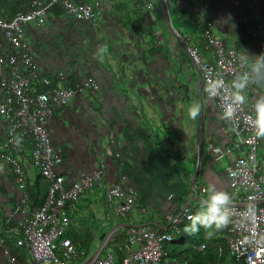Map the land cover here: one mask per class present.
<instances>
[{
  "label": "crops",
  "instance_id": "obj_1",
  "mask_svg": "<svg viewBox=\"0 0 264 264\" xmlns=\"http://www.w3.org/2000/svg\"><path fill=\"white\" fill-rule=\"evenodd\" d=\"M100 1L93 21L50 11L42 25L26 26L39 75L32 81L34 91L43 88V76L55 80L58 72L68 76L60 81L62 85L84 76L99 83L96 91L76 93L50 120L51 141L62 157L58 170L65 183H71L79 171L101 166L104 184L121 183L139 195L129 214L115 216L104 201L102 185L87 189L64 207L71 219L73 213L78 215L79 226L72 222L69 227L84 229L88 208L106 224L118 226L122 234L137 224L165 228L167 213L200 209L213 186L229 193L225 168L236 155L230 125L216 102L202 93L201 73L175 32L199 34L209 19L211 30L227 46L242 55L264 53V0H241L237 6L229 0H209L206 9L200 0H168L167 7L162 0L161 4L144 0L143 5L139 0ZM171 2L176 5L175 20L169 14ZM175 21L181 23L177 26ZM5 45L0 32V52ZM202 53L212 60L209 50ZM245 92V105L255 115L253 105L264 95V83L253 82ZM196 103L200 113L192 119L189 109ZM6 126L0 117V146ZM212 145L229 153L216 160ZM27 147L24 140L19 155L26 168L25 181L32 185L38 173ZM256 158L264 173V138L258 137ZM20 196L10 167L0 160V236L12 242L16 224L7 214ZM182 258L169 253L164 264H180ZM188 264L205 262L190 256Z\"/></svg>",
  "mask_w": 264,
  "mask_h": 264
},
{
  "label": "built area",
  "instance_id": "obj_2",
  "mask_svg": "<svg viewBox=\"0 0 264 264\" xmlns=\"http://www.w3.org/2000/svg\"><path fill=\"white\" fill-rule=\"evenodd\" d=\"M162 1L167 7L168 0ZM229 1L237 6L241 0ZM56 2H61L66 14L87 21L95 19L99 9L97 1L50 0L43 4L41 0H32L26 11H18L10 18L0 16V32L6 41L0 52V117L7 124L0 146V160L10 167L21 191L19 202L7 214L16 224L13 245L19 251L13 253L6 238L0 236V264H68L77 255L82 259L76 264H164L168 255L166 247L182 233V222L189 220L191 211L188 207L180 214L167 213L165 228L149 224L130 226L127 238L118 246L120 254L116 257L109 250L102 254L115 232L104 235L100 251L93 258L90 257L96 249H78L70 237L63 236L71 224V217L64 207L68 200L76 199L85 190L102 185L104 201L116 215L129 214L135 208L139 195L121 183L104 184L101 166L91 171H79L69 184L65 183L58 170L62 157L54 150L49 131L53 113L67 105L76 93L98 90L99 83L92 76H84L73 84L62 85L60 81L68 76L66 72H58L55 80L42 77L41 90L32 89V81L39 75L26 36V26L29 23L42 25L47 19L49 6ZM208 3L209 0H200L203 9L208 7ZM146 6H151V3ZM175 34L201 73L202 93L213 99L222 113L231 102L230 90H223L222 96H210V78L219 74L230 83L237 73L249 70L251 61L245 62L241 52L216 36L209 19H205L199 34L179 31ZM202 50L212 53L211 61L203 58ZM250 116L254 114L244 104L237 109L235 120L238 126L234 127L228 121L236 155L225 168L230 194V223L227 225L230 261L224 264H264V173L260 172L256 158L258 137ZM24 140L29 141L27 149L32 166L47 181L46 196L35 207L30 204L26 168L22 155H19ZM211 152L217 160L226 156L229 149L212 145ZM193 249L203 251L205 243ZM188 262L189 259L183 257L180 264Z\"/></svg>",
  "mask_w": 264,
  "mask_h": 264
},
{
  "label": "clouds",
  "instance_id": "obj_3",
  "mask_svg": "<svg viewBox=\"0 0 264 264\" xmlns=\"http://www.w3.org/2000/svg\"><path fill=\"white\" fill-rule=\"evenodd\" d=\"M243 59L245 62L251 61L250 68L247 71L237 73L231 80L227 82L223 75H217L215 78H210L208 84V92L212 97L223 95V90H230L231 102L228 103L222 112V118L233 124H236L237 109L243 106L248 97L245 90L248 86L255 83H264V53L249 56L244 53ZM254 116H250L255 128V135L264 138V95L257 97L253 105ZM200 113V105L193 104L189 109V115L192 119H196ZM208 195L203 202L201 209L190 215L191 224L188 225L190 232L195 233L200 230V226L205 228L216 229L223 228L230 223V213L228 204L230 194L227 191L216 189L214 186L207 190ZM212 233L209 232V235Z\"/></svg>",
  "mask_w": 264,
  "mask_h": 264
},
{
  "label": "trees",
  "instance_id": "obj_4",
  "mask_svg": "<svg viewBox=\"0 0 264 264\" xmlns=\"http://www.w3.org/2000/svg\"><path fill=\"white\" fill-rule=\"evenodd\" d=\"M49 1L50 0H41L43 4H47ZM145 1L139 0V3L143 5L145 4ZM31 4H32V0H0V16L10 18L18 11H26L27 9L31 7ZM50 11L56 14H60L64 12V8L61 2H56L49 6L48 12ZM26 190L29 194L31 206L35 207L41 204L43 199L46 196L47 181L45 178L42 177L41 174L38 173L32 185H29L28 183H26ZM199 210L200 209H197L196 207H191L190 209L191 215L197 213ZM181 228H182V233L179 235L181 239L179 242L172 244L170 247L169 246L166 247L168 254L171 253L177 257L185 256L188 259H190V256H191L192 260L195 256L200 257V259L203 262H205V264L206 263L207 264H224L225 262L230 261L229 250H228V242L230 239L229 236H226V237L222 236V239L218 237H214L216 236V231L218 229H216L215 227L205 228L203 225H201L200 230H199L200 240L198 242L200 244L205 241L204 242L205 249L203 251L198 252L192 248H187V246L185 245V236H186L185 221L182 222ZM220 229H222V232L225 231L223 230L224 228H220ZM127 231H128V228H127ZM92 232L93 231L88 228L80 232L77 228L71 226V227H68V229L64 232L63 236L70 237L71 241L74 243V245L78 249L85 248L86 250H88L91 244V239L89 235ZM209 232H211L212 234L209 235ZM226 232H227V229H226ZM123 234H127V232L123 231ZM190 234L194 235V233L192 232H190ZM211 236H213L212 238L213 240H209ZM7 242L9 245H11V251L13 253H17L19 251L18 248H16L13 245V242L11 239L7 240ZM217 246L220 247V251L217 250L218 248ZM116 251H117V255H119L120 250L118 249V247L116 248Z\"/></svg>",
  "mask_w": 264,
  "mask_h": 264
},
{
  "label": "rangeland",
  "instance_id": "obj_5",
  "mask_svg": "<svg viewBox=\"0 0 264 264\" xmlns=\"http://www.w3.org/2000/svg\"><path fill=\"white\" fill-rule=\"evenodd\" d=\"M98 2V6L99 8L101 7V1L100 0H93L92 3H95V2ZM158 3L161 4V1L158 0ZM169 8V14L170 16L174 19L176 17V14H175V11L177 12L176 10V5L173 4L172 2L169 4L168 6ZM94 20V19H93ZM93 20H90V21H93ZM175 20V19H174ZM181 23V21H175V24L178 26L179 24ZM198 33L200 32V29L199 31H197ZM91 189V188H90ZM79 201H82L83 198L79 197ZM201 209V208H200ZM88 214H87V217H86V221H85V226L84 229L83 228H77L80 232L81 231H84L86 228L92 230L93 232L90 233L89 237L91 239V244H90V248L88 250H94V249H97L100 244L102 243L103 241V238H100L99 236V231L100 230H104V233L107 234L109 233V231L111 230V228L114 226L112 223V225H108V223L106 224V220L104 218H101L97 213H93L91 212L90 210H88V208H86ZM112 213L117 216L113 210L111 209ZM127 215V214H125ZM123 216V215H121ZM78 218V215L73 213L72 214V219H74V221L71 219V223L73 222L74 226H79L78 224V221L75 222V220H77ZM185 224H186V236H185V245L187 246V248H192L199 244V240H200V235H199V231L198 232H195L194 235L190 234V231L188 229V225L191 224V220H186L185 221ZM121 229L120 228H117L116 232L114 233V235L111 237V239L109 240L108 242V245H107V248H105L103 251H102V254L105 253V251H110L112 253V255L114 257H116L117 255V251H116V248L127 238V234H122L121 233ZM222 236L223 237H226V236H229V234L225 231L222 232V229H218L216 231V236L214 237H218V238H221L222 239ZM213 236H211L209 238V240H213L212 239ZM181 239L180 236H177L174 240V243H177L179 242ZM171 244V245H172ZM80 249H85V248H80ZM107 249V250H106ZM203 253V252H202ZM81 255H77L76 257L72 258L69 260L68 264H76L79 260H81Z\"/></svg>",
  "mask_w": 264,
  "mask_h": 264
},
{
  "label": "water",
  "instance_id": "obj_6",
  "mask_svg": "<svg viewBox=\"0 0 264 264\" xmlns=\"http://www.w3.org/2000/svg\"><path fill=\"white\" fill-rule=\"evenodd\" d=\"M199 73H200V72H199ZM117 228H118V226H114V227H112V229L109 231V233H114V232H116ZM100 238H104V235H101ZM99 251H100V247H98V248L94 251V253L92 254V256H91L90 258H93L95 255H97V254L99 253Z\"/></svg>",
  "mask_w": 264,
  "mask_h": 264
}]
</instances>
